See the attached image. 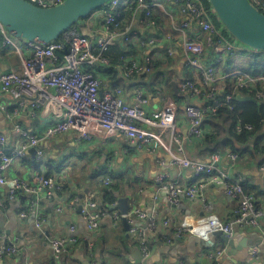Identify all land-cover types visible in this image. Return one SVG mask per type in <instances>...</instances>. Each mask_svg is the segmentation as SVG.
<instances>
[{
    "label": "crops",
    "instance_id": "obj_1",
    "mask_svg": "<svg viewBox=\"0 0 264 264\" xmlns=\"http://www.w3.org/2000/svg\"><path fill=\"white\" fill-rule=\"evenodd\" d=\"M153 3V11L164 12L166 24L151 22L145 16V11L135 9L136 20L131 22L132 28L138 33L137 39H142L150 34L156 35V42L151 45V55L157 60H168L165 52L164 35L171 34L175 43L181 39V33L176 29L177 24L184 18L179 7L166 0H148ZM130 4V3H129ZM127 5L129 7L130 5ZM104 9L96 10L85 22L79 25V32L92 35L93 31H104ZM91 21L92 27L88 28L86 23ZM93 30V31H92ZM167 32V33H166ZM187 33L194 39H205L198 31L188 30ZM153 37V36H152ZM126 48V42L122 39L118 42ZM178 43V42H177ZM31 48L24 42L23 52L19 53L10 47L0 45V73L9 69L18 72L22 70V57H28ZM138 54V53H137ZM136 54V55H137ZM135 55V56H136ZM132 58L134 56L130 55ZM224 51L206 45L203 54V62L217 63L219 57L222 59ZM187 57L180 49L176 56L169 61L165 70L167 81L154 80L150 73L142 76H134L132 79H123L121 84L126 89L125 99L132 102L134 88L142 89L149 97V110L161 109L167 100L176 104L177 120L187 134V119L184 115L185 106L189 103L198 102L187 93L178 90L179 81L187 72ZM243 62V61H242ZM240 65L241 62L236 63ZM224 65V64H222ZM222 65L218 66L222 71ZM238 68V67H236ZM118 79L121 78L120 68ZM98 74L106 81H113L108 71L100 68ZM177 83L175 91L171 82ZM30 102L31 98H25ZM36 99V98H34ZM7 108L16 106L14 98L1 91L0 88V133L7 138L6 148L9 150L23 146L27 147L23 157L16 158L6 172L8 178H20L28 184L37 183V174L49 175L58 179L63 185L62 191H54L52 199L45 197V191L39 194L42 198V214L46 221L41 228L36 226L33 194L20 192L12 201L7 200L9 185L0 187V244L16 243L18 252L12 257L0 258V264H53L51 241L65 236L74 235L77 241L70 246L73 252L75 264H237L250 255L253 247L238 250L236 254H229V247L219 236L211 237L210 246L206 247L199 240V235L185 231L180 237L174 233L181 226V217L191 209V219L199 220L203 217L213 215L224 222L233 219L237 200L228 195L224 188L212 183L207 184L201 194L195 198L182 197L177 204L168 201L167 193L160 190L156 181L157 175L164 170L169 172V179L183 186L191 185L203 177L196 176L192 167H183L174 164H162L163 159H172L163 149L153 153L140 150L138 145L118 132L98 133L90 141H78L74 131H68L50 139H44V131L63 116L62 107L56 103L44 102L37 110V115L32 117L26 107L14 118H9L1 109V105ZM15 124L29 132L36 134L40 139V146L44 150V157L40 161L35 160L34 148L25 141L15 129ZM202 140L187 139L185 141V152L183 157L192 161L208 162L210 155L201 151ZM237 161H230L224 157L217 164L218 168L226 171L235 180L239 179L246 188L255 196L258 205L264 207V176L260 170V164L264 162V155H245L238 157ZM99 171L113 172L115 175L127 176L126 183L118 198L128 196L131 208H139L149 215H156L159 223L165 218L170 223L163 227L161 224L158 235H153L150 241V256L143 260L140 256L139 241L133 237L126 226L124 218H115L113 211H121L116 208V203L111 208H106L102 203L105 192L104 184L106 176L101 177ZM88 188L89 192L85 193ZM76 190L79 195H72ZM92 195L97 203L98 209H106V214L100 219V226L96 232H91L87 227L79 205H86L89 196ZM81 196H83L81 198ZM7 200V201H6ZM74 202V205H70ZM30 206L33 208L30 211ZM60 208V210H58ZM28 215L21 217L20 213L26 211ZM37 215V213H36ZM190 219V220H191ZM131 223L130 218H126ZM133 223L146 225V222L134 216ZM189 220V222H190ZM74 226V232L71 227ZM239 232L246 236L247 243L254 242L260 251L259 261L248 258V264H264V223L262 228L236 227L234 233ZM171 238V241L166 239ZM206 239V237H205ZM142 252V251H141ZM213 254L211 257L210 255ZM143 255V254H142ZM58 263V262H57Z\"/></svg>",
    "mask_w": 264,
    "mask_h": 264
},
{
    "label": "built area",
    "instance_id": "obj_2",
    "mask_svg": "<svg viewBox=\"0 0 264 264\" xmlns=\"http://www.w3.org/2000/svg\"><path fill=\"white\" fill-rule=\"evenodd\" d=\"M40 7H51L60 4L64 0H27ZM121 0H111L104 9V31L95 32L92 35L78 32L72 28L64 32L58 39L48 43L28 42L12 35L0 22V45L10 47L12 50L22 53L24 42L31 48L28 57H22V70L20 72L9 69L0 73V88L5 94L12 96L16 102L13 108H7L4 104L1 109L9 118L17 116L21 109L26 107L32 117L37 115L42 103H56L62 107L63 116L55 124L44 131V139H50L68 131H74L78 141H90L96 134L104 132H118L128 140L135 142L140 150L153 153L163 149L172 159H163L162 164H176L183 167H192L196 176L203 180L183 186L169 179V172L164 170L157 175L156 181L160 190L167 193L169 203L177 204L182 197L195 198L200 195L207 184L222 186L225 192L237 200L233 219L224 222L213 215L205 216L199 220H187L188 228L181 227L174 233L180 237L185 231L207 237L209 231L222 230L227 235H233L236 227L262 228L264 223V207L258 205L254 195L244 189L242 181L234 179L226 171L218 168L217 164L224 157L230 161L238 158V154L231 150L217 151L210 154L209 161H192L182 156L187 139L201 140L206 132L205 118L209 113H215L224 104H232L233 93H225L226 80L232 78L236 88L255 91L253 98L264 104V74H254L242 68L223 73L219 71L216 63L205 64L202 60L207 46L222 48L223 51L240 52L245 50L234 39L229 40L215 27L212 11L208 9L203 0H166L177 5L184 18L179 21L176 29L181 33L179 41L174 40L173 35L163 37L165 52L169 56H176L182 49L187 57L186 67L195 74L194 78L182 76L179 81V91L189 94L198 102L185 106L184 115L187 119V134L177 120L176 104L167 100L164 106L158 110H149V97L140 88H134L132 102L125 99L126 89L115 81L106 82L95 73L98 67L107 68L110 61L104 56L110 46L115 45L121 39L126 43L131 40L126 35L131 32L132 25L126 24V31L121 32L117 8ZM262 12H264V0H251ZM136 9H142L146 15L150 14L153 3L148 0H136ZM92 27L91 21L86 23ZM188 30L198 31L205 39H194L187 33ZM156 42L154 37L137 39L138 54L132 58H125L123 63L117 64L121 77L132 79L134 76L151 72V45ZM178 42V43H177ZM221 58L217 61H219ZM25 98H31L26 102ZM36 98V99H34ZM231 107V106H230ZM251 124L239 125L237 130H251ZM15 129L25 141L36 148L35 160L38 162L44 157V150L40 146L41 139L34 133L15 124ZM7 138L0 133V187L9 185L7 200H14L22 192L33 194L35 222L38 228L46 221L42 214V198L39 194L45 191V197L52 199L54 191H61L63 184L53 177L37 174V183L28 184L20 178H8L7 170L18 157H23L26 146L9 150L6 148ZM260 170L264 176V162L260 164ZM110 178L104 180V184L111 183ZM6 200V201H7ZM5 201L0 203L3 206ZM70 205H74L71 202ZM33 206H30V211ZM60 210V208H58ZM106 210L98 209L92 195L89 196L86 205L81 212L91 232H96L100 226V219L106 214ZM37 213V215H36ZM28 215L27 210L20 213L21 217ZM115 218L120 216L131 219L129 233L139 241L143 257L150 256V240L157 233L160 224L165 227L170 223L168 218L158 221L156 215H149L139 208L130 209L127 213L113 211ZM136 216L143 219L146 225L133 223ZM191 219V220H190ZM190 220V222H189ZM75 227H71L74 232ZM209 230V231H208ZM1 237V235H0ZM171 241L169 236H166ZM77 241L74 235L65 236L51 241L52 257L59 261L66 246ZM16 243L0 244V258L12 257L18 252ZM211 257L213 254L210 255ZM248 258L259 261L260 251L254 246ZM237 264H248L247 259ZM140 264H145L142 262ZM183 264V263H182ZM214 264H221L215 261Z\"/></svg>",
    "mask_w": 264,
    "mask_h": 264
},
{
    "label": "trees",
    "instance_id": "obj_3",
    "mask_svg": "<svg viewBox=\"0 0 264 264\" xmlns=\"http://www.w3.org/2000/svg\"><path fill=\"white\" fill-rule=\"evenodd\" d=\"M203 2L208 9H211L208 0H203ZM128 4L130 5L129 7H127ZM136 5V0H121L117 8L114 9V12L118 14L117 20L120 23L119 29L121 32L126 31V24H131L133 20H136ZM106 7L107 6H103L99 9ZM153 10L154 9L152 8L150 14H145V16L148 17L149 21L162 23L165 26L166 15L164 14V12L160 10ZM212 16L215 27L221 32V34L227 39L233 40V36H231L223 28L222 24L218 21L213 12ZM79 25L80 23L78 22L74 26V28L77 27L78 32L80 30L78 28ZM126 35L130 36L131 38V40L127 42L126 48H124L117 42L115 45L110 46V48L106 50L104 56L109 59L111 63L110 66L107 68L98 67L97 69H95V73L97 75H99L98 70L100 68L108 71L111 74L112 80L120 85L124 83V78L121 77L118 79V73L115 72L119 71L116 68L117 64L123 63V60L125 58L131 57L130 55L134 56L139 52L136 41L134 40L136 36H139L138 33L135 31H128ZM152 36L156 38L155 34H150L143 38ZM1 41L2 36L0 35V43ZM149 54L152 58L150 76L154 80H161L162 82H166L167 76L165 75V70L169 66V61H171L174 56H169L165 53L168 60H157L155 59V57H152L151 52ZM238 61L241 62L240 65L236 64ZM219 65H222L221 70L223 73L232 71L236 69V67H238L257 75L264 74V51H253L248 49L241 50L240 52L224 51L223 58L217 61L215 66H217L218 68ZM185 76L194 78L195 74L191 73L189 69H187ZM224 92L233 93L234 98L232 104H224V106L220 107L215 113H209L206 115L205 126L207 127V132L201 139V151L205 154L210 155L217 151H225L229 149L236 152L238 154V157H244L245 155H264V104L260 100H257L256 102L239 100V98L237 97L239 94L249 95L253 97L255 91L236 88L235 82L232 78H228L226 80ZM245 124H251L253 128L251 130H244L242 132H239L237 130V126ZM104 173L112 180L111 183L108 184L107 187H105V192L102 196V203L106 208H111L110 206L117 202L119 195L118 192L121 191L123 185L126 183L127 176H117L111 171ZM45 177L50 176L45 175ZM63 189L64 185L62 187V190ZM244 189L246 190L245 187ZM156 235H158V232L156 233ZM153 239L154 238L152 237L150 241L152 242ZM70 249V246H66L65 251L62 253L58 263L54 260L53 257L50 262H52L53 264H75L76 260L73 252H70Z\"/></svg>",
    "mask_w": 264,
    "mask_h": 264
},
{
    "label": "water",
    "instance_id": "obj_4",
    "mask_svg": "<svg viewBox=\"0 0 264 264\" xmlns=\"http://www.w3.org/2000/svg\"><path fill=\"white\" fill-rule=\"evenodd\" d=\"M111 0H64L51 7H40L27 0H0V22L15 37L28 42L48 43L58 39L62 34L83 19L91 16L99 8L106 6ZM212 12L222 24L223 28L248 50L264 51V12L251 0H208ZM135 30L131 28V31ZM173 89L177 90V83L171 82ZM241 101H257L249 95L237 96ZM35 154L36 148L32 149ZM237 158L234 161H237ZM89 189H85V193ZM79 195L74 190L72 195ZM83 196H81L82 198ZM130 197H120L116 203L121 213H127L131 206ZM84 204L79 205V211ZM124 225L130 229L131 223L124 218ZM209 231V230H208ZM197 235V234H196ZM219 236L229 247V254H236L238 250L254 247V242L247 243L246 236L239 232L227 235L222 230L209 231L206 239L199 236L203 245L208 247L211 237ZM140 256L143 260L141 250Z\"/></svg>",
    "mask_w": 264,
    "mask_h": 264
},
{
    "label": "clouds",
    "instance_id": "obj_5",
    "mask_svg": "<svg viewBox=\"0 0 264 264\" xmlns=\"http://www.w3.org/2000/svg\"><path fill=\"white\" fill-rule=\"evenodd\" d=\"M187 214L181 217V226L183 228H188L187 220L192 215L191 209L186 210Z\"/></svg>",
    "mask_w": 264,
    "mask_h": 264
},
{
    "label": "rangeland",
    "instance_id": "obj_6",
    "mask_svg": "<svg viewBox=\"0 0 264 264\" xmlns=\"http://www.w3.org/2000/svg\"><path fill=\"white\" fill-rule=\"evenodd\" d=\"M85 21H86V20H82V21L80 22V24H81L82 22H85ZM78 28H79V27H78ZM75 29H77V27H76ZM98 173H99V175H100L101 177L106 176V174H105V173H102V171H99Z\"/></svg>",
    "mask_w": 264,
    "mask_h": 264
}]
</instances>
